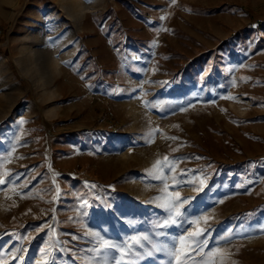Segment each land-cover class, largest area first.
<instances>
[{
    "label": "rangeland",
    "instance_id": "374dc122",
    "mask_svg": "<svg viewBox=\"0 0 264 264\" xmlns=\"http://www.w3.org/2000/svg\"><path fill=\"white\" fill-rule=\"evenodd\" d=\"M0 179V264H264V0H0Z\"/></svg>",
    "mask_w": 264,
    "mask_h": 264
},
{
    "label": "snow or ice",
    "instance_id": "6c2138e0",
    "mask_svg": "<svg viewBox=\"0 0 264 264\" xmlns=\"http://www.w3.org/2000/svg\"><path fill=\"white\" fill-rule=\"evenodd\" d=\"M173 2H174V0H173ZM20 123H23V121H21ZM167 160H168V157L165 156L163 158V161L167 162ZM161 167H162V161L158 159L155 162L153 168L156 169L157 171H159ZM168 171L174 172L175 168H173L172 166L169 165ZM154 178L161 180V181H164L165 175L164 174L155 175ZM173 179H175V178H173ZM5 183H6L5 180L0 179V185L5 184ZM201 183H203V182L201 181ZM92 187H95V185H92ZM168 187H169L168 184L165 183L163 191L167 192ZM195 190L199 191L201 189L197 188ZM187 202L188 201L186 198L185 199L181 198L180 193L178 191L173 192L169 197L165 198L159 206L165 210L167 215L162 221L158 222L155 225V227L164 229V228H168L172 225L180 224L181 221L179 218H181L184 215V213L181 211V209L183 208V205ZM203 219H204V223L207 224L209 217H204ZM182 222L187 223L189 225L199 224V220L190 221V220L185 219ZM205 232H207L206 227L203 229H198L196 231H193V232L189 233L187 236L180 235L179 236V244H180L179 249L176 247L175 243H173L171 247L155 246V245L153 247L155 248L156 251L166 252L169 257H171L173 260H175V264H180V256L178 255V253L184 249L186 242H189L188 243L189 252H193V253H196L197 255H201V256H205V255L211 256V255H213L211 250H209L208 252H205V249L207 248V244H208L207 239L201 238L204 236ZM91 235H95L98 237L99 249H113L119 253L118 258H116V257L113 258L114 264H135L134 258H138L142 254L151 255L150 252L141 253L140 251H138V249H143L145 247V245H144L145 241H148V242L151 241V237L148 235L133 237L131 239V241H125V242L120 243V244L114 243V242L107 240V239L100 238L98 233H92ZM157 235H166V234L161 232V233H157ZM227 239H228V237H226V236L220 237V240H227ZM215 252L220 253L221 250L219 248H217L215 250ZM45 264H47V262H45ZM213 264H215L214 261H213ZM221 264H223V260H221Z\"/></svg>",
    "mask_w": 264,
    "mask_h": 264
}]
</instances>
